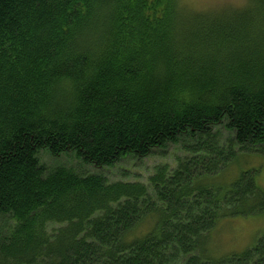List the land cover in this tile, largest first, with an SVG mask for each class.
Returning <instances> with one entry per match:
<instances>
[{"label": "trees", "instance_id": "1", "mask_svg": "<svg viewBox=\"0 0 264 264\" xmlns=\"http://www.w3.org/2000/svg\"><path fill=\"white\" fill-rule=\"evenodd\" d=\"M262 13L216 24L178 0H0V264H264V237L207 252L221 221L264 213L257 168L221 182L264 156ZM169 144L190 158L146 185L39 158L102 169Z\"/></svg>", "mask_w": 264, "mask_h": 264}, {"label": "rangeland", "instance_id": "2", "mask_svg": "<svg viewBox=\"0 0 264 264\" xmlns=\"http://www.w3.org/2000/svg\"><path fill=\"white\" fill-rule=\"evenodd\" d=\"M182 10L188 14H202L206 23H222L225 20L232 19L235 22L249 20L250 17L263 14L262 8L264 0H178ZM264 31V28H262ZM264 44V43H263ZM253 51L261 52L262 46L259 42L253 43ZM224 131V130H223ZM222 139L228 137L224 131ZM189 155V156H188ZM41 164L48 170L57 166L72 167L84 173H98L104 175L109 183L128 182L147 184L149 178L157 173L159 168H167V172L176 169L179 158H190V154L183 149V145L169 144L162 151L145 159L128 156L123 160L112 165V167H103L96 169L92 165H86L76 158L74 154L53 156L47 150L39 153ZM238 161L232 164L224 172L221 182H232L241 172L256 168L259 170L257 175L258 186L264 190V156L251 155L239 156ZM241 171V172H240ZM209 176H213L209 175ZM216 179V178H215ZM219 179V178H218ZM226 180V181H225ZM59 225L52 227L58 228ZM207 242L208 254L212 257H227L238 253H243L257 244L264 237V213L251 215L248 217H236L221 221L219 226L210 235Z\"/></svg>", "mask_w": 264, "mask_h": 264}, {"label": "bare ground", "instance_id": "3", "mask_svg": "<svg viewBox=\"0 0 264 264\" xmlns=\"http://www.w3.org/2000/svg\"><path fill=\"white\" fill-rule=\"evenodd\" d=\"M189 156V155H188ZM241 172V171H240ZM224 184V183H223ZM228 192V191H227ZM139 226V225H138ZM151 231V230H150ZM206 232V231H205ZM177 246V245H176ZM204 254V253H203ZM258 256V255H257ZM225 258V257H224ZM258 260V259H257Z\"/></svg>", "mask_w": 264, "mask_h": 264}]
</instances>
